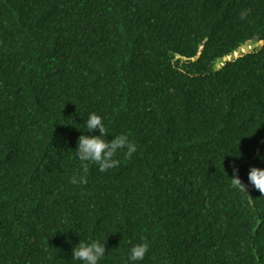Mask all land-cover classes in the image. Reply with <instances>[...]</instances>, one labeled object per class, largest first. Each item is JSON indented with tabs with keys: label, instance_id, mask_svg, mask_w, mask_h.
<instances>
[{
	"label": "trees",
	"instance_id": "obj_1",
	"mask_svg": "<svg viewBox=\"0 0 264 264\" xmlns=\"http://www.w3.org/2000/svg\"><path fill=\"white\" fill-rule=\"evenodd\" d=\"M252 37L264 0H0V264H264V45L215 66ZM90 111L136 151L74 185Z\"/></svg>",
	"mask_w": 264,
	"mask_h": 264
},
{
	"label": "clouds",
	"instance_id": "obj_2",
	"mask_svg": "<svg viewBox=\"0 0 264 264\" xmlns=\"http://www.w3.org/2000/svg\"><path fill=\"white\" fill-rule=\"evenodd\" d=\"M244 13H242V16ZM264 40V39H263ZM261 41V40H257ZM259 43L254 44L255 46ZM77 125L79 123H76ZM77 128V127H75ZM81 130L80 128H77ZM98 130V134L87 135L85 132ZM108 133L101 115L95 111H90L83 123V130L78 136L75 149L72 150L73 159L80 162V170L74 171L70 177L71 184H81L85 182V173L90 164H95L98 170L103 173L107 169L114 168L118 161L114 158L119 151H123L125 156H131L136 151V145L130 141L126 134L118 133L111 135L110 140L105 139ZM109 134V133H108ZM257 159L264 161V154H259ZM231 185L239 192L245 193L247 184L264 194V167L250 166L246 173L247 184L240 176L238 169L233 165ZM148 242H129L126 252V259L123 264H138L142 261L148 251ZM71 259L79 261V264H99L105 256V242L99 239H79L75 246L70 249Z\"/></svg>",
	"mask_w": 264,
	"mask_h": 264
},
{
	"label": "water",
	"instance_id": "obj_3",
	"mask_svg": "<svg viewBox=\"0 0 264 264\" xmlns=\"http://www.w3.org/2000/svg\"><path fill=\"white\" fill-rule=\"evenodd\" d=\"M255 43H259V46H262L264 45V40L257 41L256 37H252L251 39L246 40L245 42L241 43L235 51L231 52L228 57H224L221 62H217L215 66L219 68L226 61L232 60L242 53L252 51Z\"/></svg>",
	"mask_w": 264,
	"mask_h": 264
}]
</instances>
